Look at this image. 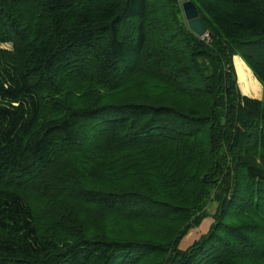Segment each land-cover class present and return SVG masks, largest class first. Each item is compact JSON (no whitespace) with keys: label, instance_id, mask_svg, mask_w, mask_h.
<instances>
[{"label":"trees","instance_id":"trees-1","mask_svg":"<svg viewBox=\"0 0 264 264\" xmlns=\"http://www.w3.org/2000/svg\"><path fill=\"white\" fill-rule=\"evenodd\" d=\"M183 1L0 0V264H264V0Z\"/></svg>","mask_w":264,"mask_h":264},{"label":"rangeland","instance_id":"rangeland-1","mask_svg":"<svg viewBox=\"0 0 264 264\" xmlns=\"http://www.w3.org/2000/svg\"><path fill=\"white\" fill-rule=\"evenodd\" d=\"M181 9H182V6H181ZM182 13H183V10H182ZM183 15H184V13H183ZM9 46H10L9 44H0V47H9ZM233 66L235 69L237 84H238V87L240 89L241 94H243L245 96H250V97L256 96V97L260 98V95L258 93H253V91H255L254 89H253V91L252 90L250 91L248 88V84H247L248 78H246V74H245V70H244V69H246V71L248 72V69L246 68L247 65L244 63V61L241 59V57L239 55H235L233 57ZM248 73L250 74V76H252L250 72H248ZM250 76H249V78H250ZM252 79H253V77H252ZM253 81L255 82L256 85H257V83L260 84V82H258V80L256 78L253 79ZM260 86L262 88L261 84H260ZM214 207H215L214 203L209 204V206L207 208L208 212H209L208 216L203 218V220L201 221V223L198 227L191 228L188 230L187 234L181 239V241L178 245V248H180V249L187 248L196 239H198L199 236L204 234L209 229L210 224L213 221L212 218L210 217V215H211V213H213Z\"/></svg>","mask_w":264,"mask_h":264},{"label":"water","instance_id":"water-1","mask_svg":"<svg viewBox=\"0 0 264 264\" xmlns=\"http://www.w3.org/2000/svg\"><path fill=\"white\" fill-rule=\"evenodd\" d=\"M181 6L189 29L198 36L206 35L205 26L198 15L195 4L191 0H184Z\"/></svg>","mask_w":264,"mask_h":264},{"label":"crops","instance_id":"crops-1","mask_svg":"<svg viewBox=\"0 0 264 264\" xmlns=\"http://www.w3.org/2000/svg\"><path fill=\"white\" fill-rule=\"evenodd\" d=\"M244 65V64H243ZM246 68H247V66H246ZM248 69V68H247ZM250 71V70H249ZM256 81V80H255ZM258 84V83H257ZM260 86V85H259Z\"/></svg>","mask_w":264,"mask_h":264},{"label":"bare ground","instance_id":"bare-ground-1","mask_svg":"<svg viewBox=\"0 0 264 264\" xmlns=\"http://www.w3.org/2000/svg\"><path fill=\"white\" fill-rule=\"evenodd\" d=\"M186 19V18H185Z\"/></svg>","mask_w":264,"mask_h":264}]
</instances>
